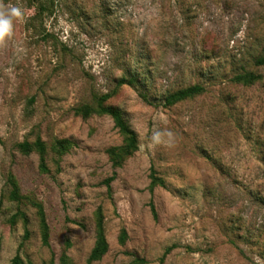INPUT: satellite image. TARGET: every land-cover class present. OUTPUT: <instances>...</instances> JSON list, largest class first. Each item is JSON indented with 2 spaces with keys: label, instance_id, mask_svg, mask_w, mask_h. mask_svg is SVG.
Here are the masks:
<instances>
[{
  "label": "rangeland",
  "instance_id": "1",
  "mask_svg": "<svg viewBox=\"0 0 264 264\" xmlns=\"http://www.w3.org/2000/svg\"><path fill=\"white\" fill-rule=\"evenodd\" d=\"M2 2L23 18L0 45V264L16 254L57 263L63 250L71 264H264L262 245L244 236L264 219L247 185L264 175V65L252 60L264 45V0H42V11ZM243 68L261 80L232 81ZM121 77L136 80L117 86ZM195 83L204 92L163 104ZM106 92L138 138L117 168L106 153L122 142L112 118L75 111ZM37 137L73 145L48 150L43 172L37 152L17 147ZM10 173L42 202L48 246L35 208L6 197ZM151 174L162 181L152 190ZM98 206L108 251L88 263ZM17 209L27 239L21 221L9 223Z\"/></svg>",
  "mask_w": 264,
  "mask_h": 264
},
{
  "label": "trees",
  "instance_id": "2",
  "mask_svg": "<svg viewBox=\"0 0 264 264\" xmlns=\"http://www.w3.org/2000/svg\"><path fill=\"white\" fill-rule=\"evenodd\" d=\"M30 4H34L38 7L39 11L45 9L44 5H42V0H28ZM252 60L255 66H263L264 65V45L262 46L260 52L254 56H252ZM262 75L253 71L242 69L241 72L235 73L231 80L240 83L242 85H251L255 82L261 80ZM135 78L131 77L129 79H125L121 77L118 80L117 86L122 84H133L135 82ZM205 88L203 85L199 83H195L192 85H188L185 87H180L174 90H170L166 92L163 96V104L165 106H171L176 104L177 102L192 98L198 94L204 92ZM112 93L106 92L95 97L94 103L88 104L83 103L78 106L75 111L82 115L83 117H87L92 113L98 115H109L113 122L114 126L118 129L119 133L122 136V142L119 145L110 146L106 149V153L108 155L109 161L113 168L120 167L126 158L131 156L136 149L138 148V138L134 129L128 124L125 119L121 109L117 106L108 103L109 98H111ZM142 97L147 100L146 95L142 94ZM1 141V137H0ZM73 145V141L67 138L56 139L49 147L40 137H37L33 141H28L24 139L23 141L17 144L19 151L23 154H29L33 151L37 152L39 156V168L43 172L48 171V167L46 164V157L48 154V150L53 151L58 156L65 153L71 146ZM261 163L264 166V159L261 160ZM114 176L108 177L105 182L109 184V182L113 179ZM7 184L9 186V190L6 193V197L8 200L17 202L18 204H29L33 206L36 210V214L39 221V228L41 234V241L43 245H49V226L46 220V214L44 211V207L42 202L38 201L36 198L25 195L21 192L20 186L16 177L10 173L7 176ZM162 184V181L156 177L154 174H151V182L149 184V189L152 190L155 185ZM249 186V193L253 198V201L256 202L257 205H261L264 207V175L262 178L254 177L247 182ZM17 221H21L24 225V234L23 239H27L29 237V229L27 227L29 219L25 211L21 209H17L15 213H13L9 218L10 224H15ZM245 240L250 243H259L262 245V251H264V219L254 220L252 225H250L245 230ZM94 244L88 254L87 262L92 263L94 261L100 260L105 253L108 251V242L105 235L104 228V215L102 212V208L98 206L94 211ZM126 237V232L122 230L120 235V242L123 243ZM263 243V244H262ZM145 262L144 259H137L136 264H143ZM23 261L18 254H16L10 264H22ZM50 264H71L66 251L60 254L58 258V262L56 263L54 259L51 260Z\"/></svg>",
  "mask_w": 264,
  "mask_h": 264
},
{
  "label": "clouds",
  "instance_id": "3",
  "mask_svg": "<svg viewBox=\"0 0 264 264\" xmlns=\"http://www.w3.org/2000/svg\"><path fill=\"white\" fill-rule=\"evenodd\" d=\"M22 18L23 12L21 8L16 6H5L2 0H0V45H3L5 43L6 38L12 36L14 20ZM152 142L154 144H159L162 142L160 132L153 133Z\"/></svg>",
  "mask_w": 264,
  "mask_h": 264
}]
</instances>
